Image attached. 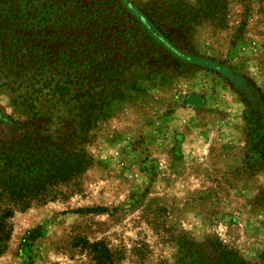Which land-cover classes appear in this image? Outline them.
Returning <instances> with one entry per match:
<instances>
[{"label":"rangeland","instance_id":"obj_1","mask_svg":"<svg viewBox=\"0 0 264 264\" xmlns=\"http://www.w3.org/2000/svg\"><path fill=\"white\" fill-rule=\"evenodd\" d=\"M191 44L243 64L264 93V0H227L224 25L195 26ZM167 75L125 73L120 95L95 115L92 165L55 200L5 222L0 264H176L182 244L210 242L260 264L264 174L239 169L243 107L212 74ZM191 95L197 109L185 105ZM70 117L57 101L30 109L0 93V141L68 132Z\"/></svg>","mask_w":264,"mask_h":264},{"label":"trees","instance_id":"obj_2","mask_svg":"<svg viewBox=\"0 0 264 264\" xmlns=\"http://www.w3.org/2000/svg\"><path fill=\"white\" fill-rule=\"evenodd\" d=\"M226 1L0 0V93L30 109L57 101L72 116L68 132H24L0 141V254L8 239L5 222L15 212L55 200L60 187L90 168L86 148L95 115L120 95L132 68L152 77L208 73L224 82L243 107L247 145L239 169L264 174L263 91L243 64L201 55L191 44L195 26L224 25ZM188 99L186 106H200L192 102L198 95ZM181 248L176 264H248L216 243Z\"/></svg>","mask_w":264,"mask_h":264},{"label":"crops","instance_id":"obj_3","mask_svg":"<svg viewBox=\"0 0 264 264\" xmlns=\"http://www.w3.org/2000/svg\"><path fill=\"white\" fill-rule=\"evenodd\" d=\"M231 97H232V94H231Z\"/></svg>","mask_w":264,"mask_h":264}]
</instances>
